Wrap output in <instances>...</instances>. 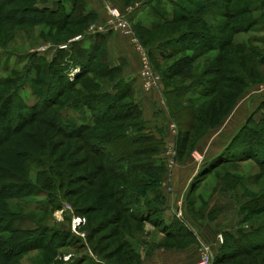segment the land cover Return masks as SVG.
I'll use <instances>...</instances> for the list:
<instances>
[{
    "label": "rangeland",
    "instance_id": "374dc122",
    "mask_svg": "<svg viewBox=\"0 0 264 264\" xmlns=\"http://www.w3.org/2000/svg\"><path fill=\"white\" fill-rule=\"evenodd\" d=\"M45 1L51 0H23L22 3L17 1L10 7H2L6 13L4 12L5 17L0 19V81L5 80V82H7V80H9L11 77L9 70L21 69L26 66L29 62L26 60L28 55L35 53L41 58L45 57L47 62L52 61L61 50L60 46L68 44V48L65 49V51H70L72 46L71 43H75L73 42L74 39L81 36L82 38L91 36L92 32L100 29V26H97V23H95L87 26L84 25L81 28L76 27L73 30H68V28L65 32H59L57 27H50L45 24L34 25L32 22L35 20V15L31 16V14L25 18V23L20 25L17 24L21 22L18 21V19H20L19 14L21 13V9L24 8L27 11L28 9H32L33 5L36 3H43ZM98 1L105 6V9H107V7L117 8L124 16V19L129 22L131 30L126 32L116 27L109 26L107 12L106 16L104 15L106 24L109 27L118 29L119 32L127 38V45L132 49V53L140 63L141 69L145 63L152 66L163 86H167L173 103H176V93L180 86L185 83L189 84L192 80L208 73L214 61H220L223 56L224 61L222 65H217L220 68L221 77L223 76V79L220 83V96L217 95L213 99L215 101L212 102L214 104L217 100L215 109H211L209 106L210 103L208 102L203 104L202 110H198L201 105H197L196 112L201 119L198 118L197 114H194V110L192 115L188 111V108H182L179 105L176 106L175 110L176 113L180 114L177 118V120L179 119V124L176 123V148L173 152L178 155V158H180L179 153L185 152L183 153V160L189 158L191 161V168L196 171V169L203 166L207 160L206 154L197 151L199 150L198 146L202 144V141L199 142V140L207 128V123L203 119L205 118L207 121L211 120L216 122L218 117L228 113L231 107H235L238 101L239 104L243 103L242 105L244 106V103H253L255 98H259V101L264 103V66L254 68L253 70L251 66L243 64L242 55L236 48L238 43L252 44L250 40L253 33L250 31H243V29H240L242 32L232 33L230 29L225 28L224 32L226 33L224 34L231 35L234 46L227 49L225 53L218 54L212 52L194 60L191 67L192 72L188 78L176 76L168 78L163 75V72H167L169 70L168 68L182 67L183 58H186V56L190 54H181L170 59L159 60L161 56L155 46L166 39L179 37L188 30H198V25H189L187 23L163 25L157 31L151 32L149 31L150 29H147L154 27L150 23L152 22V16L149 15L151 6L147 7L151 0ZM2 11L3 10L0 9V13ZM248 16L257 18L263 15L259 13L243 15L240 16L238 20H242L243 18L247 19ZM218 18L219 17L214 15V11H210V13H207V24L217 28L218 23L225 25L229 22L225 18ZM98 34L100 33H95L94 35ZM41 47H46L45 52H38V49ZM261 50L264 52V47H262ZM117 54L118 52L115 50V55ZM229 60L236 64L233 62L230 64L228 62ZM110 65L112 66L111 63ZM121 65H124V69L125 62H122ZM232 68H234V71H231ZM182 71H184V69H182L181 72ZM80 72L81 69L79 67L71 70L70 76L72 80L74 76H76V74L79 75ZM122 76L124 77L123 74ZM35 77L36 73L32 71L30 79H34ZM119 78L120 75L117 73L111 74L110 76L87 74L77 81L76 87L71 89L68 95H89L93 92L102 90L112 92V85ZM225 78L226 81L223 82ZM112 93L114 94V92ZM2 94H4V89L0 88V95ZM24 97L27 98V94H24ZM34 99V97H30L29 100L33 101ZM231 99L232 101H230ZM124 102L128 101L124 100ZM99 113L102 114L100 111ZM67 115L75 116V112H67ZM30 120V116L23 117V121ZM201 120H203V122ZM245 120L244 126L247 127L250 119L245 118ZM21 121L22 119H15L13 113L7 115V117L0 122L2 133L7 134L9 128H13L17 122ZM38 122L39 123L30 125L26 129L28 134L13 136L6 147L0 151V166H3L7 170V172L3 173L0 171V264H53L57 262L61 264H71V260L76 257H80L84 254H89L91 256L90 249L92 247L95 248V246L99 248L98 252L95 251L93 253V256L97 259H104L107 264H150L148 262L152 259L151 256L159 253L161 250L167 252L180 251L192 245L197 247V261L202 258L203 248L198 245L195 238L190 236L170 237L165 231L160 229V225L151 221H140L132 216V211L137 210V205L130 204L129 200L134 198L135 193L133 188L136 184L142 182V177H139L137 172H130V170L126 169L122 173H117L111 168V163L120 159L126 161L125 156H127L130 150H133L136 145H131L128 141L115 140L109 136L108 140H100L102 150L95 152L96 150H94L93 146L85 143L82 139L75 137L67 138L54 128H51V126L46 125V122L42 123L43 120H38ZM120 124L121 123L118 121L112 125H104L102 128L108 131L118 128ZM148 126V131L153 134L154 129H157V131L159 129L161 131L160 134L167 137L166 130H164L160 123H148ZM180 130H182L183 135H188L184 140L185 143L183 142L185 145L182 143L183 148L181 149L178 147L180 142ZM217 133L214 132L213 134ZM32 137L42 143H47L49 149L44 151L36 147L35 145L37 144L35 142H30L32 141ZM23 143H30L36 148V152L41 154L40 156L44 158L41 171L46 175L39 179L41 182L47 183L52 181V185L58 187L56 196L58 204L60 205V210L54 212L46 210L45 212L27 209L25 203L29 205V208L34 209L35 207L43 206L47 201L46 197L38 196L35 193L24 197L25 192L22 191L23 193L20 194V197L10 198L8 197L10 193L7 189L1 190L3 186L15 182L18 183L17 181H28L33 183L37 180L38 170L34 168L36 164H31L30 166L29 162L25 160L31 152L20 147V144ZM100 143L98 146H100ZM50 148H52L54 152L52 154V157H54L53 163L50 162L51 157L48 155ZM138 148L140 147L136 146V149ZM205 148L206 146H204V149ZM204 149H202V151H204ZM8 150L17 156L15 159H22L19 161L20 166L17 164V167H13L12 164L8 163V161L12 159L10 154H6ZM33 150L35 151L34 148ZM195 154H198L200 159L198 157L196 158ZM135 155L136 158H144L141 153L137 154L136 152ZM173 164H176L175 160ZM68 166L70 167L67 168ZM52 167L55 169L61 168L62 171L69 170L67 172L70 176L74 174V180L70 182L67 176L58 177V179L57 177L52 178L49 174V170ZM141 172L148 174L146 171H138V173ZM165 172V170L164 172L161 171V180ZM92 173H96L97 175L93 176L91 175ZM9 174L14 175L10 176L12 178L4 180V177ZM202 177H204V179L200 181ZM199 179L200 183L197 182L194 185L193 194L186 200V214L182 211L181 216L187 215L188 220L191 222L199 221L201 225L208 227L210 232H217L218 236L216 240L223 244L225 242V245H227L226 251H240L239 249L249 248L250 246L247 241L241 244L228 241L222 229L225 223L229 221H234L240 225L244 224L249 227L264 225V212H260V210L264 208V171L262 172L260 164L254 159H248L242 163L223 164V166H218L209 174L199 177ZM219 181L225 183L227 191H237L233 194L238 195L235 196L236 199L231 205L232 211H230L229 214L216 211L209 216V219L216 220L217 222L215 223L218 224V227L214 226L212 229L210 224H207L205 218L202 217L201 212L206 211L207 208L210 207L209 202L211 199H209V196L215 193V191H211V188L215 187ZM105 183H108L107 187L104 185ZM102 186L106 187L104 188L105 190L98 191L99 187L101 188ZM198 186L200 189L197 188ZM18 192L19 191H11V193ZM150 196L151 195L148 194L145 198H150ZM98 197L101 199L100 203H98V207L105 206L103 211H98L89 215L76 213V210L87 208L95 204V200H97ZM104 197L110 198L103 199ZM251 199L254 204L248 206L247 203L250 202ZM217 202L219 201H216V203ZM130 207L132 209H129ZM244 208H247V210ZM248 211H252L251 213L255 211L254 213H257V215L249 214V216H247ZM3 213L12 214V216L15 215L17 218L23 217L24 219H33L46 227L57 228L62 231H71L76 238L83 240L82 243H84L85 246L83 247L80 243L79 245L70 244L56 251H53L54 249H49L51 253L43 249H34L31 250V252H27L28 250H26L18 254L15 260H12V258L9 259L11 256L7 257L5 253H7L13 245L25 241L27 239V234L11 233L12 227H7L8 219H2ZM28 224L29 223L23 225L22 229H27ZM15 226H17V223H14L13 227ZM2 228L7 229L4 230ZM87 235L92 237L90 243L86 241ZM57 240L59 241L60 239ZM257 240L259 242L258 246L256 249H253L250 255L241 256L239 254L230 258H224L218 263V261L215 260L216 255L212 254V261L209 264H264L263 239L259 235L257 236ZM68 242H70V240ZM101 249L102 251L99 253ZM48 254H54L53 257H55V259L50 258ZM50 260H52V262H50Z\"/></svg>",
    "mask_w": 264,
    "mask_h": 264
},
{
    "label": "trees",
    "instance_id": "16d2710c",
    "mask_svg": "<svg viewBox=\"0 0 264 264\" xmlns=\"http://www.w3.org/2000/svg\"><path fill=\"white\" fill-rule=\"evenodd\" d=\"M17 1L22 3L23 0H0V9L3 10L0 13V19L5 17V10L2 7H10ZM150 6L151 12H149V15L152 16V22L150 23L154 27L147 29H150L149 31L151 32L157 31L163 25L187 23L189 25H198L199 27L198 30H188L179 37L166 39L155 46L161 56L159 60L170 59L181 54H190L186 58H183L182 67L168 68L167 72H163L164 76L168 78L172 76L188 78L192 72L191 67L194 60L212 52L218 54L225 53L227 49L234 46L231 35L224 34L226 33L224 32L225 28L230 29L232 33L242 32L240 29L252 32L253 36L250 40L252 44L238 43L236 48L242 55L243 64L251 66L253 70L254 68L264 66V52L261 50L264 47V0H151L147 7ZM20 11V19L18 21L21 22L17 23L18 25L25 23V18L31 14V16L35 15V20L32 22L34 25L45 24L50 27H57L59 32H65L68 28V30H73L76 27L81 28L84 25H92L98 22V14L90 8L87 0H51L36 3L32 9H28L27 11L24 8ZM210 11H214L216 17L225 18L230 23L227 22L225 25L218 23L217 28L207 24V13H210ZM255 13L263 16L257 18L248 16L247 19L238 20L240 16L253 15ZM222 58L223 56L220 61H214L208 73L192 80L189 84L185 83L180 86L176 93V103H173L171 100L169 91L165 93L167 106L171 118L175 123L179 124V119L177 120V118L180 113H176L175 111L177 105L182 108H188L191 115L193 110L196 112L197 105L199 106V104L201 106L198 110H202L203 104L207 102L210 103L211 109H215L217 100L214 104L212 102L215 101L213 99L217 95L220 96V83L223 79L220 68L217 65H222L224 61V58ZM45 59V57L41 58L35 53L30 54L26 58L29 61L26 66L21 69L9 70L11 73L9 80L7 82L5 80L0 81V88L4 89V94L0 95V122L11 113H13L15 119H22L13 128H9L7 134H3L0 128V151L6 147L13 136L28 134L26 129L30 125L39 123L38 120H43L42 123L46 122V125L51 126V128H54L67 138L75 137L82 139L85 143L93 146L94 150H96L95 152L102 150L100 140H108L109 136L115 140L128 141L131 145H136L140 148L136 149L135 146L133 150H130V153L125 156L126 161H123V159L113 161L111 168L117 173H122L125 169L130 170V172L135 171L139 177H142V182L136 184L133 188L135 193L134 198L129 200L130 204L137 205V210L132 211V216L140 221H151L157 224L156 220H160L162 216L159 188L161 185L160 173L165 170L164 163L160 157L164 143L162 139H158L152 132L148 131V122L145 121L136 98L135 80L122 76L124 65L116 67L110 65L107 42L105 36L102 34L81 38L77 42L72 43L70 51L60 50L54 59L49 62ZM228 62L231 64L233 61L229 60ZM233 63L236 64L235 62ZM77 67L81 69V72L79 75L76 74L72 80L70 71ZM182 69L184 71L181 72ZM32 71L36 73L34 79H30ZM231 71H234V68ZM114 73L120 75V78L112 85V92L114 94L108 90H102L89 95H68L71 89L76 87L77 81L87 74L110 76ZM224 81H226V78ZM165 89H168L167 86H165ZM24 94H27V98L24 97ZM30 97H34L35 99L30 101ZM124 100L128 102H124ZM233 107L230 108L228 113L218 117L216 122L207 121L202 117L207 123L203 136L209 129L216 127L229 114ZM70 111H74L75 116L67 115V112ZM195 112L194 114H197ZM25 116H30L31 120L23 121V117ZM197 116L200 118L198 114ZM203 120L201 121L203 122ZM118 121L121 123L119 127L108 130L109 132L102 128L104 125H112ZM179 132L180 142L178 147L181 149L183 148L182 143L188 135H183L182 130ZM30 142H35L37 144L35 146L41 150L45 151L49 149L47 143H42L33 137ZM99 143L100 146H98ZM20 147L31 152L25 160L29 162L30 166L31 164H36L34 168L38 170L37 180L33 183L17 181L18 183L15 182L3 186L1 190L7 189L10 193L8 194L10 198H18L23 192H25L24 197L30 196L33 193L46 197L47 201L44 205L35 207L34 209L29 208V205L25 203L27 209L45 212L46 210H49V212L60 210L56 196L58 187L53 186L52 181L47 183L41 182L39 179L46 175L41 171L44 158L36 152V148L30 143L20 144ZM136 152L137 154L141 153L144 158H136ZM53 153V149L50 148L48 155L51 157V163L54 161V157H52ZM183 153L185 152L179 153V157H184ZM6 154H10L12 158L8 163L12 164L13 167H17V164L20 166L19 161L22 159H15L17 156L12 154L10 150L6 151ZM248 159L257 161L261 166L262 172L264 171V121L256 123L250 119L249 125L242 128L238 134V138L232 142L225 152L218 158L204 164V171L199 174V177L207 175L218 166H223V164L241 163ZM0 167L2 173L7 172L6 168ZM67 171L69 170L62 171L61 168L55 169L52 167L49 170V174L52 178L57 177V179L58 177L67 176L71 182L74 180V174L70 176ZM138 171H146L148 174H144L143 172L138 173ZM12 175L14 174L5 176L4 180L12 178L10 177ZM91 175L96 176L97 174L92 173ZM107 184L105 183L104 185L107 187ZM106 187H99L98 191H104ZM11 191L19 192L11 193ZM148 194L151 195L150 198H145ZM105 198L108 199L110 197H104L103 199ZM95 201V204L76 210V213L89 215L103 211L105 206L98 207L101 199L98 197ZM251 203L252 199L247 205L251 206L254 204ZM129 209L132 208L130 207ZM244 209L247 210V208ZM262 209L260 212H264V208ZM251 212L248 211L247 216L249 214L257 215V213H254L255 211ZM2 217V219H8L7 227H12L11 233L27 234L25 241L13 245L5 253L7 257L11 256L9 259L15 260L18 254L26 250H28L27 252H31L34 249H43L51 253L49 249L56 251L70 244L79 245L80 243L83 247L85 246L82 243L83 240L76 238L71 231L46 227L33 219L17 218V216H12V214L8 213H3ZM14 223H17V226L13 227ZM27 223H29L28 228L22 229V226ZM2 229L5 230L7 228ZM224 235L231 243L241 244L247 241L250 247L239 249L240 251H226L227 245L224 242L219 254L215 256V260L218 263L224 258H230L235 255H250L253 249H256L258 246L257 236L259 235L263 239L262 246H264V225L249 227L247 232H238L237 236L230 233H225ZM57 239L60 240L58 241ZM91 239L92 237L87 235L86 241L88 243H90ZM69 240L70 242H68ZM98 248V246L92 247L90 249L91 256L84 254L76 257L71 260V264H107L104 259H97L93 256L95 251L98 252ZM101 251L102 249L99 253ZM48 256L55 259L53 257L54 254H48ZM57 263L61 264L60 262Z\"/></svg>",
    "mask_w": 264,
    "mask_h": 264
},
{
    "label": "crops",
    "instance_id": "0c3cea01",
    "mask_svg": "<svg viewBox=\"0 0 264 264\" xmlns=\"http://www.w3.org/2000/svg\"><path fill=\"white\" fill-rule=\"evenodd\" d=\"M87 1L90 8L98 14L97 26H100V29H98L99 31L92 32V35L100 33L105 36L109 61L113 67L120 66L122 62H125L123 75L125 78L135 80L136 98L143 112L145 121L148 123H160L167 133V137H165L160 134L161 131L159 129L158 131L154 129V135L158 139H162L165 144V147L163 146L164 149H161L162 154L160 157L166 171L159 188L161 193L160 207L162 216L160 220H156L157 225H160V229L165 231L170 237L190 236L197 240L200 247H208L212 254H219L223 243L216 240L218 236L217 232H210V229L201 225L199 221L191 222L188 220L187 215L178 216L179 210L185 213L186 200L193 194L194 185L197 182L200 183V181L204 179V177H202L200 180L199 174L204 171L203 169L205 167L204 165L200 166L194 171L191 168V161L189 158L183 160L184 157L178 158V155L173 152L176 148L175 133L177 131V124L171 118L165 98V93L169 90H166L165 86L161 83L159 87L149 93L143 91L139 78L141 65L133 55L132 49L128 47L127 38L123 36L118 29L109 27L106 24V9L101 2L98 0ZM115 50L118 52L117 55H115ZM242 104H239L238 101L229 114L225 116L216 127L209 129V133L207 132L208 134L206 133L207 135L205 134L206 136H203V138L199 140V142L202 141V144L198 146L199 150L197 151L206 154L207 160L205 163L218 158L232 142L238 138V134L244 127L245 118L252 119L256 123L264 121V103L262 101L260 102L259 98H255L253 103H244V106ZM214 132L218 133L213 134ZM204 146H206L205 149ZM202 149H204V151H202ZM168 150H172V153H168ZM168 159L176 161V164L172 168L167 164ZM197 188L200 189L199 186ZM211 191H215V193L209 196V199H211L209 202L210 207L201 213L207 224H210L213 229L214 226L218 227V224L215 223L217 222L216 220L209 219V216L216 211L229 214V212L232 211L231 205L236 199L235 196L238 194H233L237 191H227V187L223 181H219L215 187L211 188ZM216 201L219 202L216 203ZM248 228L249 226L247 225H240L234 221H229L225 223L222 230L223 234L230 233L237 236L238 232H247ZM196 252L197 247L195 245L180 251L167 252L161 250L159 253L152 255V259L148 263L194 264L198 258Z\"/></svg>",
    "mask_w": 264,
    "mask_h": 264
},
{
    "label": "built area",
    "instance_id": "2783aa9c",
    "mask_svg": "<svg viewBox=\"0 0 264 264\" xmlns=\"http://www.w3.org/2000/svg\"><path fill=\"white\" fill-rule=\"evenodd\" d=\"M106 12L108 14L107 19L109 26L116 27L126 32H129L131 30L129 22L124 19V16L119 12L117 8L107 7ZM97 30H95L94 32H97ZM81 38L82 36L77 37L76 39L73 40V42H77ZM67 48H68V44L60 46L61 50H65ZM45 50L46 47H41L38 49V52L39 53L43 51L45 52ZM139 78L141 80L142 89L145 93H149L161 85V80L159 79V76L156 75L152 66L149 65L148 63H145L143 68L140 70ZM168 153H172V150H168ZM195 156L196 158L198 157L200 159V156L198 154H195ZM173 165H174L173 160L168 159V166L172 168ZM181 215H182V211L179 210L178 216ZM211 261H212V253L210 251V248L203 247L202 258H200L195 264H209Z\"/></svg>",
    "mask_w": 264,
    "mask_h": 264
}]
</instances>
